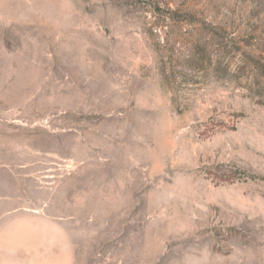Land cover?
<instances>
[{
    "label": "rangeland",
    "instance_id": "1",
    "mask_svg": "<svg viewBox=\"0 0 264 264\" xmlns=\"http://www.w3.org/2000/svg\"><path fill=\"white\" fill-rule=\"evenodd\" d=\"M0 264H264V0H0Z\"/></svg>",
    "mask_w": 264,
    "mask_h": 264
}]
</instances>
